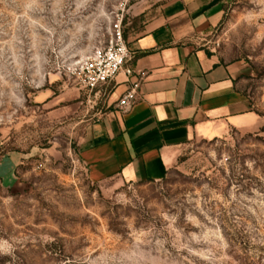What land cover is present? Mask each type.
Instances as JSON below:
<instances>
[{
  "label": "rangeland",
  "instance_id": "374dc122",
  "mask_svg": "<svg viewBox=\"0 0 264 264\" xmlns=\"http://www.w3.org/2000/svg\"><path fill=\"white\" fill-rule=\"evenodd\" d=\"M172 2L0 0V155L22 156L20 186L0 188V264H264V126L189 146L161 181L94 182L81 161L107 95L70 67ZM190 37L243 65L264 116V0H234Z\"/></svg>",
  "mask_w": 264,
  "mask_h": 264
},
{
  "label": "crops",
  "instance_id": "0c3cea01",
  "mask_svg": "<svg viewBox=\"0 0 264 264\" xmlns=\"http://www.w3.org/2000/svg\"><path fill=\"white\" fill-rule=\"evenodd\" d=\"M233 1L173 0L166 18L128 40L134 69L142 75L138 99L127 109L117 107L128 88L120 75L104 111L89 125L79 147L92 181H161L189 146L264 126L240 86L243 65L190 37L219 24ZM21 159L14 152L0 155V188L20 186Z\"/></svg>",
  "mask_w": 264,
  "mask_h": 264
},
{
  "label": "built area",
  "instance_id": "2783aa9c",
  "mask_svg": "<svg viewBox=\"0 0 264 264\" xmlns=\"http://www.w3.org/2000/svg\"><path fill=\"white\" fill-rule=\"evenodd\" d=\"M134 58L135 52L125 39L121 25H116L104 48L72 65L69 75L80 81L89 95L101 92L107 95L120 83L118 77L124 76L122 82L128 84V88L117 102V107L124 110L137 101L141 87L142 75L134 69Z\"/></svg>",
  "mask_w": 264,
  "mask_h": 264
},
{
  "label": "trees",
  "instance_id": "16d2710c",
  "mask_svg": "<svg viewBox=\"0 0 264 264\" xmlns=\"http://www.w3.org/2000/svg\"><path fill=\"white\" fill-rule=\"evenodd\" d=\"M124 37L126 38V35L124 34ZM264 128V127H263Z\"/></svg>",
  "mask_w": 264,
  "mask_h": 264
}]
</instances>
